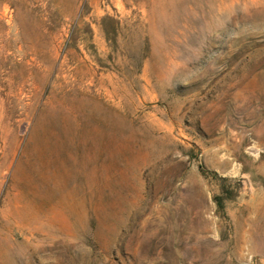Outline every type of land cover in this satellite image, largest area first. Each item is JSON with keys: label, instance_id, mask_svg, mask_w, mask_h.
<instances>
[{"label": "rangeland", "instance_id": "obj_1", "mask_svg": "<svg viewBox=\"0 0 264 264\" xmlns=\"http://www.w3.org/2000/svg\"><path fill=\"white\" fill-rule=\"evenodd\" d=\"M0 264H264V0H0Z\"/></svg>", "mask_w": 264, "mask_h": 264}, {"label": "trees", "instance_id": "obj_2", "mask_svg": "<svg viewBox=\"0 0 264 264\" xmlns=\"http://www.w3.org/2000/svg\"><path fill=\"white\" fill-rule=\"evenodd\" d=\"M216 201H217V204L219 205L218 207H222L223 206V203L220 202V199H216Z\"/></svg>", "mask_w": 264, "mask_h": 264}, {"label": "bare ground", "instance_id": "obj_3", "mask_svg": "<svg viewBox=\"0 0 264 264\" xmlns=\"http://www.w3.org/2000/svg\"><path fill=\"white\" fill-rule=\"evenodd\" d=\"M152 5V4H151ZM153 11V10H152ZM154 12V11H153ZM29 215V214H28ZM24 231V230H23ZM26 232H28V231H26ZM26 239H27V237H26ZM32 240V239H31ZM10 254V253H9ZM8 255V254H7ZM11 255V254H10ZM6 256V255H5Z\"/></svg>", "mask_w": 264, "mask_h": 264}]
</instances>
